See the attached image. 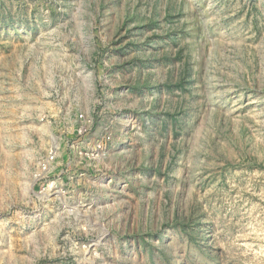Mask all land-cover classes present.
<instances>
[{"label":"rangeland","instance_id":"rangeland-1","mask_svg":"<svg viewBox=\"0 0 264 264\" xmlns=\"http://www.w3.org/2000/svg\"><path fill=\"white\" fill-rule=\"evenodd\" d=\"M0 264H264V0H0Z\"/></svg>","mask_w":264,"mask_h":264},{"label":"built area","instance_id":"built-area-1","mask_svg":"<svg viewBox=\"0 0 264 264\" xmlns=\"http://www.w3.org/2000/svg\"><path fill=\"white\" fill-rule=\"evenodd\" d=\"M54 159L53 156H50L45 163L42 164L41 170L47 169L48 163Z\"/></svg>","mask_w":264,"mask_h":264}]
</instances>
